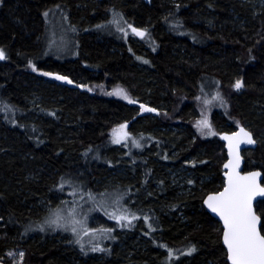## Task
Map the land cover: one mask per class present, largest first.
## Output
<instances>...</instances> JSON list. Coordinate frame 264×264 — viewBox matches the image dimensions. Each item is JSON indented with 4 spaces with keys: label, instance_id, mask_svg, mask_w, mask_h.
<instances>
[{
    "label": "trees",
    "instance_id": "trees-1",
    "mask_svg": "<svg viewBox=\"0 0 264 264\" xmlns=\"http://www.w3.org/2000/svg\"><path fill=\"white\" fill-rule=\"evenodd\" d=\"M248 7L240 0H0V262L11 264L8 252L21 248L22 264H229L221 225L203 200L224 186L220 134L247 122L257 141L264 132V8L255 16ZM51 13L67 26L70 57L49 52ZM127 24L133 36V26L146 32L145 52ZM51 75L94 90L58 85ZM146 102L158 117L140 115ZM122 124L151 132L162 164L195 156L190 191L171 187L152 161L129 163L121 178L125 148L112 144V132ZM180 124L182 139L154 130ZM244 156L245 170L264 175V142ZM138 190L142 206L137 199L128 206L140 218L125 236L116 230L100 253L39 230L64 206L59 197L120 192L125 204ZM256 211L264 235V200Z\"/></svg>",
    "mask_w": 264,
    "mask_h": 264
},
{
    "label": "rangeland",
    "instance_id": "rangeland-1",
    "mask_svg": "<svg viewBox=\"0 0 264 264\" xmlns=\"http://www.w3.org/2000/svg\"><path fill=\"white\" fill-rule=\"evenodd\" d=\"M240 2L245 5L247 4V6H249L248 8L254 11L255 16L262 8H264V0H240ZM47 19V39L49 52L52 53L55 58L70 57V49L73 43L72 39L69 37V35H67V26L65 22H61L58 16L53 13L48 15ZM126 31L127 34L132 37V41L142 46V51L145 52L147 50V45L149 44V38L145 37L143 39H138L137 37L133 36L130 32L129 24L126 26ZM56 77H62L63 79H57ZM49 78L51 79L49 81L56 82L58 85L73 87L77 86L74 82H72L71 79L60 75H51ZM99 86L102 85L96 86V90L98 91V89H101L102 91V88ZM77 87L83 88L87 91L94 90V88L89 86L78 85ZM201 97L204 105L205 103H208L206 96ZM139 107L141 116L148 115L150 120L154 119V117H158L156 112L157 109L151 108L149 102L139 104ZM149 109H151V111H149ZM206 122L205 123L208 124L207 120ZM249 125L250 123L247 122L243 126L247 127ZM184 127L185 125L180 124L178 126L176 125L172 127L170 125L165 128L156 127L154 130L162 129L161 131H166L175 135L177 134V136H179L178 139H182L181 134L184 130ZM150 134L151 132L148 134L133 133L130 130V124H122L112 132V144L115 146H123L125 151H127V154L125 151H123V155L125 156L123 159L124 162L120 161L116 168V173H119L120 177L122 178L127 174L126 166H128L129 163L136 165L138 163V165L141 167L140 163L152 161L159 165H163V170L165 173H167L166 175L164 173V175L169 179L171 187L178 189L179 193H186L190 191L191 188L189 184L193 179V173L188 169V164L194 163L196 157L193 155H188L186 158H183L179 161L177 160L175 163L167 161L162 164L160 158L157 156L156 145L154 144L152 147H150V142H152ZM258 141L264 142V132L260 134ZM145 148V153H143L142 151ZM177 152L178 150H173L171 153L173 158L179 155ZM114 179H116V177H114ZM152 179L157 181L156 176H152ZM111 181L112 182H110V186H115L120 183L119 181L116 183L117 180ZM138 195L142 196L144 195V192L142 190H138L127 199V203L125 204L124 202L126 200V196L120 192H112L98 198L94 197L85 200L80 199L76 202H68V198L59 197L60 203H63L64 206L56 207L53 211H51L45 217L43 224L39 226V230L42 232L58 235L61 237V240L59 241L63 240V235H68L69 237L76 239L75 242L84 247L88 252L100 253L103 248H106L105 246L109 242L114 241L116 230L123 231L125 236L128 229H132L136 220L140 218V214L128 206V204L134 199H137V207L142 206V200L136 198ZM98 218L111 221L114 223V226L103 224L98 220ZM137 240L138 238L136 236V241ZM172 253L175 254L174 251H172ZM177 254L178 252L175 255ZM25 255L26 253L24 249L21 248L12 249L8 252V257L11 261V264H22L24 262Z\"/></svg>",
    "mask_w": 264,
    "mask_h": 264
},
{
    "label": "snow or ice",
    "instance_id": "snow-or-ice-1",
    "mask_svg": "<svg viewBox=\"0 0 264 264\" xmlns=\"http://www.w3.org/2000/svg\"><path fill=\"white\" fill-rule=\"evenodd\" d=\"M133 31L136 30L133 29ZM137 35H143V33L137 32ZM3 58V50H0V59ZM235 86L240 88V82H237ZM241 132L248 138L247 143L254 142L249 133L243 129ZM226 139L231 140L227 137ZM259 175V173H252L248 177H242L241 179L245 181L242 184H233L230 181L229 188L224 192L218 196L209 197V207L213 212H218L225 221L227 231L224 233V243L227 245L231 264H264V235H261L258 228L260 217L253 211L251 203L257 194L264 196V187L257 184L255 180Z\"/></svg>",
    "mask_w": 264,
    "mask_h": 264
},
{
    "label": "water",
    "instance_id": "water-1",
    "mask_svg": "<svg viewBox=\"0 0 264 264\" xmlns=\"http://www.w3.org/2000/svg\"><path fill=\"white\" fill-rule=\"evenodd\" d=\"M99 1H101V0H99ZM142 1H144L147 5H150L152 2V0H142ZM133 29H135L136 31H133ZM131 31L135 35V37H137L139 39L143 38L145 36V31L138 28V27H135V26L131 27ZM137 32L143 33V35H137ZM3 59H0V62L3 61ZM241 129H243L245 132L250 134L251 139L254 141L253 143H247L246 142L248 138L243 135V133L241 132ZM219 137H220L221 142L224 145V149L226 152V160L222 166L224 186L220 191L208 194L205 197V199L203 200V207L211 215V217L213 219H215L216 221H218L221 225V228H222V235H221L222 245L225 248L226 253H227V261L229 264H231V260L229 259L228 248H227V245L224 243V233L227 231V228L225 226V221L218 212H213L212 209L209 207V197L218 196L220 193L224 192L225 189L229 188L230 181L233 184L245 183V181H243L241 178L242 177H248L252 173H259L260 174L258 177L255 178V180H256L257 184H259L261 187H264V184H263L264 183V175H263L262 171H260V170H249V171L245 170L246 159L244 156V152L247 150L256 149L258 146V142L254 138L253 133L249 129H247L246 126H240L236 129V131L231 132V133L223 132L220 134ZM226 137L231 138V140L226 139ZM237 141H239L238 144H237ZM226 165H227V167H226ZM263 200H264V196H261L259 194H257L252 199V202H251L252 203V209L257 216H259V215L256 211V204L260 201H263ZM261 225H262V219L260 217V224L258 225L260 232H261ZM261 235H263L262 232H261ZM0 264H5V263L0 262Z\"/></svg>",
    "mask_w": 264,
    "mask_h": 264
},
{
    "label": "bare ground",
    "instance_id": "bare-ground-1",
    "mask_svg": "<svg viewBox=\"0 0 264 264\" xmlns=\"http://www.w3.org/2000/svg\"><path fill=\"white\" fill-rule=\"evenodd\" d=\"M145 34H146V32H145ZM255 138V137H254ZM256 139V138H255ZM257 140V139H256ZM258 142V141H257ZM264 184V183H263Z\"/></svg>",
    "mask_w": 264,
    "mask_h": 264
}]
</instances>
